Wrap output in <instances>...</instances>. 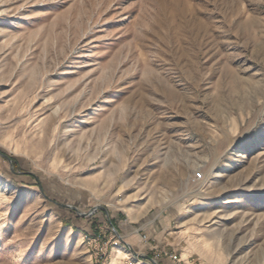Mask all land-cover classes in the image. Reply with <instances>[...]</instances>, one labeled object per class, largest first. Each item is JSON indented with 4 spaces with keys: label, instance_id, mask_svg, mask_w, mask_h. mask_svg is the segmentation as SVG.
I'll return each mask as SVG.
<instances>
[{
    "label": "rangeland",
    "instance_id": "374dc122",
    "mask_svg": "<svg viewBox=\"0 0 264 264\" xmlns=\"http://www.w3.org/2000/svg\"><path fill=\"white\" fill-rule=\"evenodd\" d=\"M169 254L264 264V0H0V264Z\"/></svg>",
    "mask_w": 264,
    "mask_h": 264
},
{
    "label": "built area",
    "instance_id": "2783aa9c",
    "mask_svg": "<svg viewBox=\"0 0 264 264\" xmlns=\"http://www.w3.org/2000/svg\"><path fill=\"white\" fill-rule=\"evenodd\" d=\"M145 237V236H144ZM169 257L172 259V261L174 262V263H181V259H180V257L178 258L177 256H176V254H169Z\"/></svg>",
    "mask_w": 264,
    "mask_h": 264
},
{
    "label": "water",
    "instance_id": "95a60500",
    "mask_svg": "<svg viewBox=\"0 0 264 264\" xmlns=\"http://www.w3.org/2000/svg\"><path fill=\"white\" fill-rule=\"evenodd\" d=\"M131 252H132L134 255H138V253H136V252L133 251L132 249H131ZM141 256L146 257V258H149V257H147L146 255H141ZM149 259L152 261L153 264H156V262H155L154 260H152L151 258H149Z\"/></svg>",
    "mask_w": 264,
    "mask_h": 264
}]
</instances>
